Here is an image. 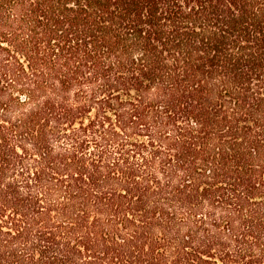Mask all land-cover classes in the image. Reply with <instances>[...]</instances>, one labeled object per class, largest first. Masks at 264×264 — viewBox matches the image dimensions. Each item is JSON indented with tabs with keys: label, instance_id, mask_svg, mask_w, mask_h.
<instances>
[{
	"label": "trees",
	"instance_id": "trees-1",
	"mask_svg": "<svg viewBox=\"0 0 264 264\" xmlns=\"http://www.w3.org/2000/svg\"><path fill=\"white\" fill-rule=\"evenodd\" d=\"M0 264H264V0H0Z\"/></svg>",
	"mask_w": 264,
	"mask_h": 264
}]
</instances>
